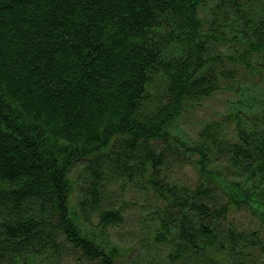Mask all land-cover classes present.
I'll list each match as a JSON object with an SVG mask.
<instances>
[{"label": "trees", "instance_id": "1", "mask_svg": "<svg viewBox=\"0 0 264 264\" xmlns=\"http://www.w3.org/2000/svg\"><path fill=\"white\" fill-rule=\"evenodd\" d=\"M116 184L149 264H264V0H0V264H118Z\"/></svg>", "mask_w": 264, "mask_h": 264}, {"label": "rangeland", "instance_id": "2", "mask_svg": "<svg viewBox=\"0 0 264 264\" xmlns=\"http://www.w3.org/2000/svg\"><path fill=\"white\" fill-rule=\"evenodd\" d=\"M234 96L232 93L220 91L209 98L202 100L200 104L191 107L182 117L180 127L184 132L195 135L200 127L207 121L218 119L230 106ZM178 177H193L195 173L191 168L177 169ZM119 184L113 185V205L124 208V220L116 227L109 229L110 239L122 249L118 264H149L148 257L143 251L141 240L143 237L141 220L146 214L142 207L146 202L140 194H133L129 189H120ZM236 222L240 225L255 228L247 213L243 212L235 216ZM264 234V228L262 229ZM60 264H81L74 259L63 257Z\"/></svg>", "mask_w": 264, "mask_h": 264}]
</instances>
